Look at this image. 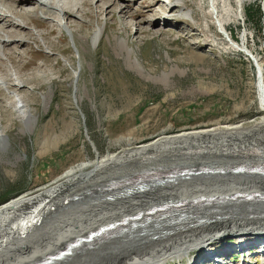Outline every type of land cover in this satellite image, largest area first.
<instances>
[{"label": "bare ground", "instance_id": "1", "mask_svg": "<svg viewBox=\"0 0 264 264\" xmlns=\"http://www.w3.org/2000/svg\"><path fill=\"white\" fill-rule=\"evenodd\" d=\"M124 1L130 0H0V154L10 149L7 130L17 119L21 121L20 129L23 134L32 132L36 125V117L27 99L30 95L23 89L34 84L35 87L30 90L37 91L52 82V75L44 67L29 75H21L19 71L14 75L9 74L4 63V59L13 62L15 58H23L27 50H22L21 47L31 42L37 43L38 34L28 29L35 19L44 21L51 29L48 34L40 33L39 36L45 41L44 45L48 49L52 48L54 53L55 44L49 34L54 30L61 33L64 28L77 43L90 37L91 48L95 51L101 45L103 32L106 30L99 27L87 37L85 33L89 22L93 18L99 20L104 16L107 27L112 26L108 21H113L111 15L114 11H118L119 18L123 20L122 30L126 33L129 30L131 33L135 27L136 34H146L153 39L157 36L171 38L175 34L170 30L146 29L141 27L142 24H147L148 27H153L154 24L170 25L172 14L177 12L180 19L186 22L187 18L193 22L197 18L187 0H140L131 14L129 4H117ZM197 1L199 7L203 8L204 0ZM208 1L210 5L205 15L211 19V25L225 38L228 46L241 49L234 41L230 22L239 18L245 6L255 0ZM144 2L148 7L158 5L156 13L144 16L142 21L135 23L134 15L143 8ZM176 27L186 29V36L195 38L192 26L189 29ZM79 33H82L81 36ZM209 39L205 40V44L210 42ZM114 44L115 50L117 48L121 54L125 52L128 59L140 64L137 52L130 47L127 38L122 37ZM80 60L79 70L74 77L77 92V84L84 69L82 60L86 63L83 53ZM15 68L21 70L19 66ZM259 88L264 108L261 69ZM11 93L14 96H10ZM34 97L33 93L30 98L35 99ZM82 99L83 96L79 95L78 101L82 102ZM42 100L47 108L51 101L50 94L43 96ZM5 122H9L10 126H4ZM259 158H264V115L246 127L242 124L181 133L137 149L97 157L92 171L79 174L78 171L85 168V165H80L68 171L64 176L67 179L58 185L37 191L39 193L20 196L0 207V264H36L64 248L76 237L87 235L105 223L170 200H188L190 207L185 212L189 214L182 217L172 210L164 212L162 217L156 216L148 223L136 226L134 230L99 241L57 264H166L174 259H182L198 247L213 242L218 238L219 232L224 236L239 237L253 233L264 239V201H243L240 198L232 200V197L240 193L264 192V173L219 171L193 174L130 195L120 190L117 194L111 192L102 197L85 198L108 182L133 177L144 170L178 167L231 169ZM19 160L21 158L18 156L17 161ZM2 161L0 157V162ZM122 193L126 195H121ZM212 196L216 200L211 205L192 204L202 197ZM79 198L83 199L77 201ZM68 209L70 210L67 212ZM200 218L206 220L194 223Z\"/></svg>", "mask_w": 264, "mask_h": 264}, {"label": "rangeland", "instance_id": "2", "mask_svg": "<svg viewBox=\"0 0 264 264\" xmlns=\"http://www.w3.org/2000/svg\"><path fill=\"white\" fill-rule=\"evenodd\" d=\"M139 1L117 4H129L131 14ZM187 1L197 17L195 22L180 19L177 12L172 14L170 25H141L146 29L170 30L175 34L171 38L157 36L153 39L146 34H136L135 27L132 35L130 30L126 33L118 11L111 15L113 21L108 23L113 25L109 27L104 16L99 20L93 18L85 33L87 37L99 27L106 30L95 51L90 37L77 43L64 28L61 33L54 30L49 34L56 48L53 53L39 36L48 34L49 26L40 19L30 23L28 29L38 34L37 43L21 47L27 50L21 59L15 58L13 62L4 59L5 66L9 74L14 75L18 71L29 75L44 67L52 75V82L37 91L30 90L34 84L23 89L30 97L33 93L36 97L27 98L36 117L32 132L21 133L19 119L13 126L5 122L4 126H10L7 130L10 149L0 154L3 159L0 162V207L20 196L58 185L67 179L64 176L68 171L80 165L85 168L79 170V174L92 171L97 157L123 153L181 133L242 124L246 127L263 117L259 70L264 83V0L247 4L243 14L230 22L234 41L241 46L239 50L228 46L211 25V19L205 15L210 5L208 0H204L203 8L197 0ZM143 5L134 15L135 23L155 14L158 8V5L148 7L146 2ZM176 26L187 29L192 26L195 38L187 37L186 29ZM122 37L127 38L130 47L137 52L139 65L128 59L125 52L115 50L114 42ZM208 38L210 42L205 44ZM82 53L86 63L82 60L84 69L77 92L74 77ZM16 66L21 70H16ZM48 94L51 101L46 108L42 98ZM79 95L83 96L82 102L78 101ZM197 219L195 222L199 221ZM244 237L263 240L253 233L239 237L219 232L213 242L166 264H206L215 250L223 255L224 264H264L260 245L240 250L239 240ZM255 244L252 242L251 246ZM207 264L216 263L211 259Z\"/></svg>", "mask_w": 264, "mask_h": 264}, {"label": "water", "instance_id": "3", "mask_svg": "<svg viewBox=\"0 0 264 264\" xmlns=\"http://www.w3.org/2000/svg\"><path fill=\"white\" fill-rule=\"evenodd\" d=\"M226 172V171H231V172H235L238 173L237 170L235 169H203L202 171H186L183 172L181 169H167V170H163L161 168H154L151 170H144L142 172H139L138 174H136L133 177H125V178H121V179H117V180H113L111 182H108L102 186H100L98 189H96L95 191L89 193L88 195H86V199L87 198H92V197H102L105 193L106 194H110L111 192H114L117 194L118 191H125L126 193H128L129 195L132 193H137V192H143L144 190L150 188L151 186H159L160 184H164L168 181L174 180L176 178L179 177H187L188 175H193V174H203V173H215V172ZM126 193H122L121 195H126ZM83 198H79L77 199V201L82 200ZM236 198L232 197V200H234ZM170 201H161L159 203H155L154 205L150 206L149 208H143L141 213L142 214H146V217L142 220V221H133L131 224H129L128 226H119L117 227V229L113 230L111 234H105V235H99L96 238H94L93 240H90L88 238H83V242L80 244L79 247L73 248L71 252H66L64 253L63 256H58V257H54L52 262L49 264H57L60 263L66 259H69L73 256V254H75L76 252L86 248V247H91L94 246L97 242L99 241H103L109 237L118 235V234H122L125 232H128L130 230H134V228L136 226H140V225H144L146 223H148L149 221H151L152 219H154V217H152L151 215H149L151 213V208H154L157 205H162V204H166L169 203ZM196 205V204H194ZM192 206V205H191ZM189 208V206L187 207ZM139 212V211H138ZM175 214H178L175 210H174ZM182 215V213H180ZM189 213L185 212L183 213L182 217L187 215ZM162 217V216H161ZM136 218V217H135ZM132 218V219H135ZM146 221V222H143ZM120 224V223H119ZM132 228V229H131ZM88 239V240H87ZM48 264V263H45Z\"/></svg>", "mask_w": 264, "mask_h": 264}]
</instances>
